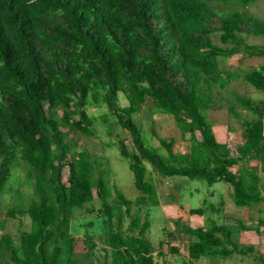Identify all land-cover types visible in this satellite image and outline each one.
I'll use <instances>...</instances> for the list:
<instances>
[{"label": "trees", "instance_id": "trees-1", "mask_svg": "<svg viewBox=\"0 0 264 264\" xmlns=\"http://www.w3.org/2000/svg\"><path fill=\"white\" fill-rule=\"evenodd\" d=\"M214 1L245 6L255 0H0V194L16 153L29 164L39 194V200L25 208L10 206L5 211L9 218L30 217L29 230L19 232V246L3 232L0 219V245L10 253L9 262L0 264H73L72 211L93 200V187L109 226L111 264H157L148 239L122 234L121 217L107 200L106 183L103 178L91 181L85 153L77 151L68 160L71 147L63 128L95 135L85 105L87 96L99 89L107 109L102 121L112 114L131 136L133 150L123 139L116 144L129 160L139 191L137 203L155 198L143 161L165 176L201 179L209 185L224 181L238 206L264 201L256 169H232L242 160L264 162L262 121L243 122L242 142L232 153L215 138L203 114L211 105L212 85L223 88L242 80L264 94V65L237 72L220 64V58L237 54L264 57V45L248 43L244 37L264 36V19L237 9L221 12ZM214 35L221 45L213 42ZM120 93L124 104L119 102ZM148 97L172 115L183 135L190 134L187 155L175 156L172 142L156 132L168 155L145 144L132 115ZM236 100L244 109L264 115V105L241 96ZM114 189L119 203L128 205L123 192ZM187 212L203 215L205 208L191 207ZM259 223L264 225V220ZM147 227V221L134 218L129 229L143 232ZM180 230L192 238L187 244L191 259L254 252L253 246L236 243L227 225L213 222L207 229L182 225ZM256 257L264 264V254Z\"/></svg>", "mask_w": 264, "mask_h": 264}, {"label": "rangeland", "instance_id": "rangeland-1", "mask_svg": "<svg viewBox=\"0 0 264 264\" xmlns=\"http://www.w3.org/2000/svg\"><path fill=\"white\" fill-rule=\"evenodd\" d=\"M213 3L221 12L237 9L264 19V0H255L245 6L217 1ZM244 37L248 43L264 45V36L244 35ZM212 39L213 42L221 45L217 35ZM220 64L230 71H248L264 65V57L237 54L229 58H220ZM208 92L211 95V105L203 110V114L211 124L215 138L234 153L242 142L244 121L252 122L260 119L264 125V115L259 117L256 113L244 109L236 98L241 96L249 98L254 104L264 105V94L242 80H233L223 88L212 85L208 88ZM102 94L103 90L99 89L86 98L85 108L93 118L95 135L84 136L67 127L63 130L71 147L68 160H72L73 154L77 151L84 152L90 162L91 181L94 184L99 178L105 181L109 190L107 200L112 210L117 211L121 217L119 227L122 234L126 236L134 233L148 239L153 245V255L157 264H259L256 256L264 254V225L259 223V220H264V201L253 206H238L232 201L231 186L224 181L209 185L201 179H189L179 175L165 176L155 170L149 162L143 161L145 178L153 184L155 198L152 201L147 197L144 204L136 202L139 191L133 182L129 160L120 155L116 144L119 139H123L128 148L133 150L132 139L112 114H108L107 122L102 121L100 116L107 113ZM119 102L125 103L122 93ZM45 108L49 114L47 103ZM61 111L62 109L58 108L57 114ZM132 118L148 147L164 156L168 155L153 134L156 132L159 137L172 142L175 156L188 154L190 134L183 135L172 115L156 107L150 97L146 99L143 107L132 115ZM195 134L201 139L199 132ZM29 167L26 161L20 159L19 153H16L10 175L0 194V219L4 220L3 232L12 236L16 246H19V232L30 228V217L22 214L18 218H9L4 214L10 206L25 208L32 200H39ZM242 167L256 169L260 177V189L264 195V162L260 159L242 160L232 169L236 171ZM67 173L68 166H65L64 181ZM115 187L123 192L129 201L128 205L119 203ZM92 191L93 200L82 207H74L72 211L70 231L75 238L73 264H111V249L107 240L109 226L106 216L100 211L101 204L96 195V188L93 187ZM199 206L205 208L203 215L187 212L189 208ZM134 218H139L141 222L147 221L148 227L143 232L137 229L130 231V223ZM113 221L115 228L118 218L115 216ZM213 222L230 227L232 239L240 246H253L254 252L245 255L233 253L228 257L212 254L191 259L187 253V244L192 238L180 230L181 226H200L207 229ZM88 240L93 244L91 248L86 243ZM172 246L177 248V252L170 251ZM9 255L10 253L0 245V263H8Z\"/></svg>", "mask_w": 264, "mask_h": 264}]
</instances>
